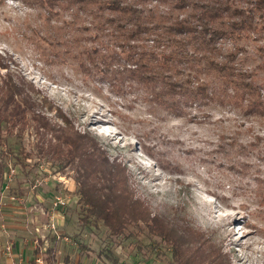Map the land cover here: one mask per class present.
<instances>
[{
    "label": "rangeland",
    "instance_id": "obj_1",
    "mask_svg": "<svg viewBox=\"0 0 264 264\" xmlns=\"http://www.w3.org/2000/svg\"><path fill=\"white\" fill-rule=\"evenodd\" d=\"M46 15L35 0H0V55L7 64L1 76L9 72L34 83L36 95L53 107H43L50 121L59 123L62 110L75 129L122 160L134 193L153 213L186 218L228 253V264H264V114L224 93L187 105L182 115L172 113L136 83L82 70L72 55L75 44L108 38L76 24L53 40L44 29ZM63 18L73 21L69 14ZM258 27L238 42L244 47L236 59L264 85L262 22ZM225 46L235 47L232 41ZM19 107L12 100L8 114L18 118ZM29 121L11 131L0 126V252L11 245L9 260L32 263L37 240H44L45 250L57 235L58 262L68 256L66 264H109L99 255L105 247L118 264H173L166 245L160 255L145 247L151 239L144 234L113 238L102 222L81 220L77 176L83 158L85 165L92 158L78 155L59 169L51 153L39 151L53 134Z\"/></svg>",
    "mask_w": 264,
    "mask_h": 264
},
{
    "label": "trees",
    "instance_id": "obj_2",
    "mask_svg": "<svg viewBox=\"0 0 264 264\" xmlns=\"http://www.w3.org/2000/svg\"><path fill=\"white\" fill-rule=\"evenodd\" d=\"M35 2L47 13L44 29L53 40L57 33L76 24L82 29L93 26L96 35L100 32L108 38L98 45L75 44L77 52L72 55L84 71L100 74L109 82L136 83L156 104L179 115L187 105L207 104L221 93L249 112L264 114V85L236 59L244 47L238 42L252 31L260 32V22L264 26V0ZM66 14L73 21L65 20ZM227 41L235 47L227 48ZM6 67L0 55V69ZM36 93L39 89L23 76L0 74V126L4 123L11 131L20 120L22 126L31 120L37 130L51 132L53 139L39 151L51 153L59 169L72 164L78 155L92 158L88 165L83 158V170L77 176L81 220L102 222L113 238L144 234L151 239L145 247L160 255L166 254V245L173 264H228V253L186 218L153 213L134 193L128 166L110 158L93 137L75 129L62 110L56 115L59 123L50 121L43 107H53L44 104L47 97ZM12 100L19 102L18 118L7 112ZM2 170L0 167V179ZM37 242L35 258L41 256L46 264L57 263V235L45 250L44 240ZM99 255L109 264L119 262L111 249L103 247Z\"/></svg>",
    "mask_w": 264,
    "mask_h": 264
},
{
    "label": "built area",
    "instance_id": "obj_3",
    "mask_svg": "<svg viewBox=\"0 0 264 264\" xmlns=\"http://www.w3.org/2000/svg\"><path fill=\"white\" fill-rule=\"evenodd\" d=\"M64 204V203H63ZM52 222V225H50V227L52 226V228H54L55 226H56V224H55V221L54 220H52L51 221ZM50 222V223H51ZM56 235V234H55ZM58 237V236H57ZM4 249V248H3ZM12 246L11 245H6L5 246V252H6V254L9 256V255H13L12 254ZM60 250V249H59ZM59 252H62L61 250L59 251ZM58 253V252H57ZM35 264H45L44 263V260H43V258L41 257V256H38V257H36L35 258ZM0 264H20V263H18V262H16V258H11L9 261H7V262H0ZM28 264H34V263H28ZM55 264H66L64 261H61V262H57V263H55Z\"/></svg>",
    "mask_w": 264,
    "mask_h": 264
},
{
    "label": "crops",
    "instance_id": "obj_4",
    "mask_svg": "<svg viewBox=\"0 0 264 264\" xmlns=\"http://www.w3.org/2000/svg\"><path fill=\"white\" fill-rule=\"evenodd\" d=\"M17 249V248H16ZM21 250L22 249H20V250H18L19 252H21ZM23 254V253H22ZM6 252L4 251V252H0V262H7V261H9V258L8 257H6ZM24 255V254H23ZM5 260V261H4ZM44 263H45V261H44ZM46 264V263H45ZM48 264V263H47Z\"/></svg>",
    "mask_w": 264,
    "mask_h": 264
}]
</instances>
